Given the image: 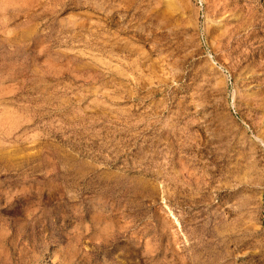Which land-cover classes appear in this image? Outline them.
<instances>
[{
  "label": "rangeland",
  "instance_id": "1",
  "mask_svg": "<svg viewBox=\"0 0 264 264\" xmlns=\"http://www.w3.org/2000/svg\"><path fill=\"white\" fill-rule=\"evenodd\" d=\"M0 264H264V0H0Z\"/></svg>",
  "mask_w": 264,
  "mask_h": 264
}]
</instances>
